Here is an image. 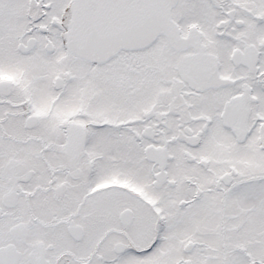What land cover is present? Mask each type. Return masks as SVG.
<instances>
[{
	"label": "snow or ice",
	"instance_id": "snow-or-ice-1",
	"mask_svg": "<svg viewBox=\"0 0 264 264\" xmlns=\"http://www.w3.org/2000/svg\"><path fill=\"white\" fill-rule=\"evenodd\" d=\"M0 264H264V0H0Z\"/></svg>",
	"mask_w": 264,
	"mask_h": 264
}]
</instances>
